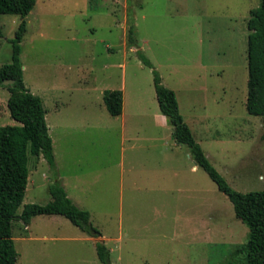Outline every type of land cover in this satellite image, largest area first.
Instances as JSON below:
<instances>
[{"label":"rangeland","instance_id":"obj_1","mask_svg":"<svg viewBox=\"0 0 264 264\" xmlns=\"http://www.w3.org/2000/svg\"><path fill=\"white\" fill-rule=\"evenodd\" d=\"M262 0H37L21 43L26 86L47 109L56 167L30 155L26 203L60 181L102 233L64 215L16 221L17 264H227L250 229L179 144L163 116L154 69L218 171L236 190H264V118L247 109L248 23ZM22 18L0 14V67ZM136 27L137 45L128 43ZM137 50L152 62L145 65ZM0 85V125L19 124ZM124 92L113 116L104 93Z\"/></svg>","mask_w":264,"mask_h":264},{"label":"trees","instance_id":"obj_2","mask_svg":"<svg viewBox=\"0 0 264 264\" xmlns=\"http://www.w3.org/2000/svg\"><path fill=\"white\" fill-rule=\"evenodd\" d=\"M37 0H0V14H15L22 18L13 40L12 61L0 67V85L12 82L9 87L8 108L19 124L0 125V264H17L19 252L14 239V224L23 221L29 225L38 215H64L82 230L98 237L101 231L90 221L88 210L79 207L68 195L60 181L50 186L52 200L46 204L26 203L20 210L29 182L30 155L43 156L56 167L53 138L47 122V109L43 98L25 84L21 60V43L27 31L26 17L34 10ZM251 33L248 41L249 93L247 109L250 114L264 118V0L251 11L248 23ZM1 33V28H0ZM128 43L137 45L136 27H129ZM143 63L153 68L152 62L137 50ZM154 86L161 112L174 127L179 144L189 147L196 164L201 167L234 204L235 212L250 229L248 241L235 253H245L244 261L227 264H264V190L242 192L234 189L207 156L181 113L176 92L167 87L154 69ZM105 104L113 116L124 110V92L108 89ZM97 253L104 264L111 262V249L104 240L97 242Z\"/></svg>","mask_w":264,"mask_h":264},{"label":"crops","instance_id":"obj_3","mask_svg":"<svg viewBox=\"0 0 264 264\" xmlns=\"http://www.w3.org/2000/svg\"><path fill=\"white\" fill-rule=\"evenodd\" d=\"M122 114H124V110H123V113H122ZM122 114H121V115H122ZM163 116L166 117L164 114H163ZM27 227H28V225H27ZM14 239L16 240L15 233H14Z\"/></svg>","mask_w":264,"mask_h":264}]
</instances>
